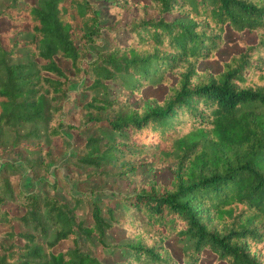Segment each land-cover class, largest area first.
<instances>
[{"label": "trees", "instance_id": "1", "mask_svg": "<svg viewBox=\"0 0 264 264\" xmlns=\"http://www.w3.org/2000/svg\"><path fill=\"white\" fill-rule=\"evenodd\" d=\"M149 3L153 16L133 17L121 44L111 31L103 35L90 0L4 1L0 157L17 147L36 154L26 163L31 176L21 178L25 187L0 176V226H9L0 230V264H105L98 247L122 250L113 264H198L203 250L225 264H264V0ZM123 5L127 0H108L117 18ZM227 31L253 33L255 42H243L217 73L197 70L217 58ZM22 50L26 60L13 62ZM58 58L70 62L74 80H90L77 125L61 121L72 78ZM108 82L119 85L117 95H109ZM157 84L167 86L159 105L129 104V96L140 100L144 87ZM26 127L3 145L6 129ZM73 129L83 144L73 157L58 156L51 139ZM144 161L168 167L169 184L140 178L105 211L92 201L97 187ZM57 162L73 167L69 175L84 187L78 194L57 196L59 184L48 179ZM87 200L90 222L77 213ZM6 202L23 213H9ZM14 222L24 229L15 231ZM115 224L124 243L110 237ZM172 237L180 262L164 245ZM62 241L70 246L60 248Z\"/></svg>", "mask_w": 264, "mask_h": 264}, {"label": "rangeland", "instance_id": "2", "mask_svg": "<svg viewBox=\"0 0 264 264\" xmlns=\"http://www.w3.org/2000/svg\"><path fill=\"white\" fill-rule=\"evenodd\" d=\"M5 0H0V9L3 8ZM26 2L33 4L36 0H25ZM95 4L98 10L99 24L101 26V31L103 35H106L107 30L111 31L114 36L118 39L119 43L126 44L127 41V32L122 30V28L133 18L139 15H144L146 17L153 16V9L150 6L149 0H127L128 5H123L118 7L119 14L118 18L112 13L111 9L108 8V0H90ZM146 8V10H144ZM9 26L7 19H0V29H7ZM243 36V35H242ZM233 32H225V42L217 50L216 59L209 61H200L197 65V70H208L211 73H217L221 70V61L226 60L230 54L237 53L243 48L241 44L246 42L248 44L254 43L255 38L253 33L247 32L242 37ZM244 38L243 40H241ZM90 57V54L87 56ZM24 51H20V55L17 58L12 59V61H21L26 60ZM58 64L63 69V71L70 76H74V72L71 69L70 62L68 60L58 58ZM170 74V73H167ZM73 79V80H72ZM68 83V96L63 103L61 121L65 124H74L79 123V109L88 98V91L85 89L90 80L81 76V79L74 80L72 78ZM171 83L175 81V77H171ZM109 84V95L115 96L119 93L120 87L115 82H108ZM167 92V86L164 84H157L155 86L148 85L140 91L141 99L136 100L133 96L128 97V102L132 106L137 104L140 107H153L159 105ZM26 128H20L18 132L13 129H6L4 133L3 145L5 147L10 146L13 141L15 134H21L26 132ZM42 140L48 142V137L42 134ZM63 138L54 137L51 139L52 150L58 156H74L75 150L83 144V137L80 130H63ZM35 152H29L22 148H13L5 157H0V176L7 175L11 184L15 189L21 186H24L21 182L22 176L28 174V178L31 176L26 163L35 156ZM10 163L13 167L7 166L8 171L4 168L3 163ZM6 166V165H5ZM156 161H144L139 165L133 172L128 173L127 175L115 178L114 180H108L105 184V189L99 190L97 187V195L93 198L92 201H97V204L100 205L101 209L105 211L107 207L114 208L116 205V200L123 196V194H131L132 189L135 183L142 178L143 180H153L156 183L167 185L172 179V172L168 167L158 169L155 167ZM17 168L20 170L18 171ZM73 170L68 164H62L57 162L56 164H50L48 179L50 181H56L59 184V189L57 190V196L59 198H64L68 193L78 194L79 187L84 188L81 183H78L76 179H73L70 176V172ZM92 182L94 186H100V181L98 177H93ZM85 186V185H84ZM3 207L11 214L19 216L23 213V208L19 207L16 204L11 202H6ZM92 204L91 201H86V203H81L77 208L78 215L83 218L85 221L90 222V212ZM12 228L15 231L23 230V226L14 222ZM9 226L1 225L0 230H7ZM110 237L113 241L118 243H124L126 241L125 232L122 229L121 225L115 224L109 231ZM164 245L169 249L171 255L177 262L181 261V250L180 244L175 237L165 240ZM70 246L68 242L62 241L59 244L60 248H66ZM97 256L105 264H113L122 257V250L113 251L111 248H97ZM198 264H225L224 262L215 259V255L207 250L202 251L201 259Z\"/></svg>", "mask_w": 264, "mask_h": 264}]
</instances>
